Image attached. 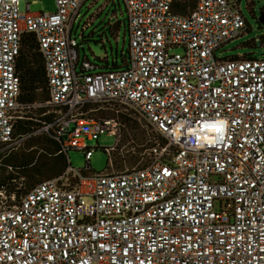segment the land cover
<instances>
[{"label": "built area", "instance_id": "obj_1", "mask_svg": "<svg viewBox=\"0 0 264 264\" xmlns=\"http://www.w3.org/2000/svg\"><path fill=\"white\" fill-rule=\"evenodd\" d=\"M21 1L0 0V167L38 137L83 151L87 166L69 161L20 197L2 186L12 201L0 203V264H264V59L216 54L249 29L238 1L124 0L128 63L117 70L80 59L72 31L86 0L35 13ZM26 33L48 88L33 104L17 72ZM131 113L149 128L146 157L115 171ZM104 134L116 137L111 169L93 172L87 140Z\"/></svg>", "mask_w": 264, "mask_h": 264}, {"label": "rangeland", "instance_id": "obj_2", "mask_svg": "<svg viewBox=\"0 0 264 264\" xmlns=\"http://www.w3.org/2000/svg\"><path fill=\"white\" fill-rule=\"evenodd\" d=\"M247 19L249 29L239 38H236L220 48L216 54L218 57L253 56L264 59V23L259 17L264 11V0H236ZM21 11H27L26 0L21 1ZM56 9L55 0H41L40 5H31L30 10ZM44 11V10H43ZM127 21V8L124 0H86L81 7L80 16L73 26V36H76L80 45V59L88 60L98 67L96 70L105 69L107 63L112 66L113 61L122 65L128 53L129 35L125 34V23ZM119 36V37H118ZM179 51V49H172ZM37 102L44 101L45 93L39 92ZM47 108L37 106L33 112H44ZM103 110L93 113L94 116H104ZM132 117L125 119L127 127L123 131L121 150L115 154L114 170L122 171L135 166L139 161H144L145 142L147 139L145 121L131 113ZM43 137L27 140L14 149L11 155H33L43 157ZM116 137L113 134L101 135L99 140H87V144L96 147L90 161L93 172H104L110 170L112 157L105 151L108 146L114 145ZM30 143H35L30 146ZM49 155H47L48 157ZM68 160L74 169H83L87 166L86 156L83 151L70 149ZM20 171V170H17ZM3 167H0V175ZM50 179V178H47ZM44 179V180H47ZM9 196H0V203H11Z\"/></svg>", "mask_w": 264, "mask_h": 264}, {"label": "trees", "instance_id": "obj_3", "mask_svg": "<svg viewBox=\"0 0 264 264\" xmlns=\"http://www.w3.org/2000/svg\"><path fill=\"white\" fill-rule=\"evenodd\" d=\"M264 14V11L263 13ZM125 34H127V22L125 23ZM119 37V36H118ZM81 43H79L80 48ZM246 57L253 58V56ZM234 57V56H233ZM88 59V58H86ZM128 53L124 58L123 64L118 65L113 61L105 69L117 70L127 66ZM96 69L98 66L92 63ZM17 72L21 79L20 100L24 103L33 104L39 99V92L45 93L44 100L48 99L47 78L44 61L38 49L34 34L26 33L23 37L22 48L17 60ZM26 127L22 122L19 123L16 132L23 133ZM43 152L47 155L34 157L33 155H9L5 159V165L0 175V189L2 186L8 194L16 193L18 197L26 194L35 184L47 178H53L65 171L69 165L66 153L59 152L60 147L57 142L51 139H43ZM35 143H30L34 146ZM7 165L13 166V171H8ZM20 170V171H17ZM21 177H24L22 180Z\"/></svg>", "mask_w": 264, "mask_h": 264}, {"label": "clouds", "instance_id": "obj_4", "mask_svg": "<svg viewBox=\"0 0 264 264\" xmlns=\"http://www.w3.org/2000/svg\"><path fill=\"white\" fill-rule=\"evenodd\" d=\"M184 127H185V124H183V123L178 125V130L176 132L177 136L180 135L179 129L184 128ZM218 127H219V124H217V123H209V124L205 125V130L209 134H216V133H218V131H217ZM221 131H222V129H221ZM193 134H195V132H193ZM202 138H205V137H202Z\"/></svg>", "mask_w": 264, "mask_h": 264}, {"label": "crops", "instance_id": "obj_5", "mask_svg": "<svg viewBox=\"0 0 264 264\" xmlns=\"http://www.w3.org/2000/svg\"><path fill=\"white\" fill-rule=\"evenodd\" d=\"M43 1V0H42ZM40 2L41 0H26V7H27V4L29 3L30 4V8H31V5H40ZM44 11H49V10H46V9H43ZM43 10H38V9H35V10H30V12H41Z\"/></svg>", "mask_w": 264, "mask_h": 264}, {"label": "water", "instance_id": "obj_6", "mask_svg": "<svg viewBox=\"0 0 264 264\" xmlns=\"http://www.w3.org/2000/svg\"><path fill=\"white\" fill-rule=\"evenodd\" d=\"M259 21H260L261 23H264V14H262V15L259 17Z\"/></svg>", "mask_w": 264, "mask_h": 264}, {"label": "snow or ice", "instance_id": "obj_7", "mask_svg": "<svg viewBox=\"0 0 264 264\" xmlns=\"http://www.w3.org/2000/svg\"><path fill=\"white\" fill-rule=\"evenodd\" d=\"M221 129H222V124H219V127L217 129L218 133H221L222 132Z\"/></svg>", "mask_w": 264, "mask_h": 264}]
</instances>
